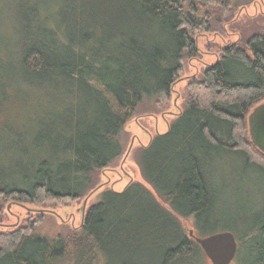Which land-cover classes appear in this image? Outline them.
<instances>
[{"label":"trees","instance_id":"trees-1","mask_svg":"<svg viewBox=\"0 0 264 264\" xmlns=\"http://www.w3.org/2000/svg\"><path fill=\"white\" fill-rule=\"evenodd\" d=\"M230 1L18 0L17 39L0 31V110L10 86L25 109L2 127L0 214L5 200L85 196L123 154L125 124L144 103L170 97L196 53L194 31ZM263 101L264 27L225 46L167 130L139 149L143 181L104 189L77 229L36 231L39 215L0 232V264H207L182 219L194 233L218 232L228 158L264 177L247 126ZM252 204L237 264H264V195Z\"/></svg>","mask_w":264,"mask_h":264},{"label":"rangeland","instance_id":"rangeland-1","mask_svg":"<svg viewBox=\"0 0 264 264\" xmlns=\"http://www.w3.org/2000/svg\"><path fill=\"white\" fill-rule=\"evenodd\" d=\"M17 3L18 0H0V31H4L6 37L4 39L9 41L17 39V31L13 29V26L19 22L13 13ZM214 9V17L221 15L222 12L223 16L217 22L213 17L208 28L202 27L194 31L196 53L186 55L184 58L181 74L171 87L170 97L163 101L161 106L153 101L144 103L125 124L124 152L110 167L99 172L98 183L85 196L76 200H47L42 204L5 200L0 214V232L14 230L25 221L39 218V215H42V221L34 224L36 231L55 234L77 229L82 224L87 208L101 199V192L104 189L112 187L120 190L132 180L143 181L137 161L139 149L146 145L153 135L167 130L169 123L181 111L187 95L194 92L195 83L206 66L220 58L225 46L236 42L244 32L252 28L264 27V0H231L226 10L219 6ZM8 91L11 102L4 104L0 110L1 154L6 143V138L3 137L5 131L2 127L9 117L20 116L25 109L21 99H17L16 88L10 86ZM29 100L32 101V98ZM226 162V167L219 173L222 177L220 183L226 184L224 192L226 206L214 229L231 231L235 235L239 249L241 231L246 224L244 221L255 212L252 201L258 198V195L260 198L264 195V180H262L264 177L256 170H247L243 162L233 161L232 157ZM182 222L188 231L190 228L193 229L191 218L182 219ZM195 234L205 235L198 230ZM239 255L237 250L229 264H237ZM207 264H212L210 259L207 260Z\"/></svg>","mask_w":264,"mask_h":264},{"label":"water","instance_id":"water-1","mask_svg":"<svg viewBox=\"0 0 264 264\" xmlns=\"http://www.w3.org/2000/svg\"><path fill=\"white\" fill-rule=\"evenodd\" d=\"M255 116V111L248 115L249 134L252 142L264 152V122L260 116L254 120ZM188 232L199 243L212 264H229L235 257L238 243L231 231H218L206 236H197L192 228Z\"/></svg>","mask_w":264,"mask_h":264},{"label":"flooded vegetation","instance_id":"flooded-vegetation-1","mask_svg":"<svg viewBox=\"0 0 264 264\" xmlns=\"http://www.w3.org/2000/svg\"><path fill=\"white\" fill-rule=\"evenodd\" d=\"M253 111H255V113L257 114V116L254 117V120H256V119L258 118V116H260L261 119H263L262 122H264V101L261 102L260 104L256 105V106L253 108L252 112H253ZM258 127H259V125H258ZM262 131H264V128H263ZM261 133H262V132H260V134H261Z\"/></svg>","mask_w":264,"mask_h":264}]
</instances>
